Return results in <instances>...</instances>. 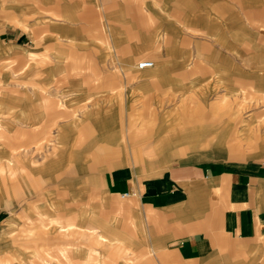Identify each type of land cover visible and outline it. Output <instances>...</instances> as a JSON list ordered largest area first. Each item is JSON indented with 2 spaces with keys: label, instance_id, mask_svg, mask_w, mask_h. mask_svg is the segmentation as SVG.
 <instances>
[{
  "label": "rangeland",
  "instance_id": "374dc122",
  "mask_svg": "<svg viewBox=\"0 0 264 264\" xmlns=\"http://www.w3.org/2000/svg\"><path fill=\"white\" fill-rule=\"evenodd\" d=\"M81 1V23L74 25L76 30L83 36L91 33L100 38L119 33L123 25L128 31L129 46L118 55H105L101 50V54L91 57L76 56V70L89 69V65L92 68L111 62L124 63L139 49L142 40L143 55L136 58L135 64L153 60L144 58L154 50L146 40L154 31L159 14L168 16L169 9L153 8L155 0ZM208 1L203 0L202 7L193 8L199 12L194 15L196 20L205 24L210 13L218 20H240L242 63L240 72H234L239 77L233 81L235 86L223 84L229 73L222 71L194 73L209 87L174 89L167 84H148L149 94L137 103L115 105L111 115L114 129L106 130L118 133L112 136L102 135L98 127L102 124L96 120L110 104L78 98L75 88L55 84L52 78L48 86H41L43 75L27 74L26 61L19 59L14 48L5 43L10 33H2L6 48L0 46V264H76L73 263L76 255L82 261L95 256L97 264H154L152 257L159 255L157 250L126 247L137 237L120 230L127 221L122 216L126 207L123 198L107 197L106 171L122 167L140 176H154L172 163L195 157L243 158L249 150L264 144V0H222L225 2L217 1L215 6H207ZM40 11L36 9L33 14L31 6L26 9L28 24L42 15ZM160 35L163 38L166 34ZM217 39L208 38L206 32H194L190 40L193 49L197 47L199 51L210 47V42L215 47L219 45L216 42L233 43L235 47L238 42ZM97 42L103 44L104 40ZM165 43L161 47L167 49ZM37 58L36 63L40 64V56ZM196 58V55L189 57V64L196 62ZM206 122L217 124L209 137H205ZM172 123L178 136L165 146V151L159 150L157 146ZM226 124L233 128L230 142L237 143V148L221 155L215 150L219 143L211 144L208 138L217 140L219 130ZM195 137L201 143L190 147L189 141ZM51 202L64 207L71 203L79 215L77 225H88L91 229L76 228L80 232L62 233L55 224L49 236L48 227L38 213L50 212ZM49 216L44 215L43 219L48 221ZM105 223L111 227L110 231H99ZM97 233L107 239L101 242ZM223 253L230 260L228 264H264V235L248 245L230 243L220 249L221 262Z\"/></svg>",
  "mask_w": 264,
  "mask_h": 264
},
{
  "label": "crops",
  "instance_id": "0c3cea01",
  "mask_svg": "<svg viewBox=\"0 0 264 264\" xmlns=\"http://www.w3.org/2000/svg\"><path fill=\"white\" fill-rule=\"evenodd\" d=\"M202 1H152L153 8L170 11L168 16L159 14L154 31L146 40L154 47L151 54L144 56L154 60L155 64L150 68L140 69L135 64L136 58L143 55L140 53L141 44H145L142 40L139 49L124 63L111 62L99 67L93 65L92 68L89 65V69L76 70V56L91 57L99 52L101 54V50L105 55H118L129 46L128 31L123 25L119 33L100 38L93 37L91 33L83 36L76 30L74 25L81 18V0H0V46L6 48L2 33L9 32L5 43L14 48L19 59L26 61L24 68L27 74L43 75L39 82L41 86H48L52 78L55 84L75 88L73 90L79 92L76 93L78 98L94 99L101 105L110 104L111 107L105 113L98 114L96 120L102 124L98 126L102 135H117L106 131L109 127L114 129L111 115L116 110L115 105L137 103L139 98L149 94L148 84H167L174 89L206 87V82L199 80L194 73L222 71L229 73L223 84L235 86L233 81L239 77L234 72H240L242 63L240 20H218L210 13V18L203 24L194 17L199 12L193 10L202 7ZM217 1L225 2L209 0L210 5L207 6H215ZM30 6L33 14L36 9H41L42 15H37L28 24L24 14ZM161 32L166 34L163 38ZM194 32H206L207 37L213 40L219 38L238 42L236 47L233 43L216 41L215 44L219 45L215 47L212 46L214 42H210V47L199 51L197 47L193 49L190 40ZM97 40H104V43ZM164 41L167 49L161 47ZM106 48L110 49L105 51ZM193 55L197 56L196 62L189 64L188 58ZM37 56H40V64L36 63ZM195 77L197 79L194 80ZM205 124V137H209L217 124ZM169 129L157 146L159 150L165 151V146L178 136L175 123L170 124ZM232 129L230 124L223 125L216 136L218 141L214 137L208 138L211 144L219 143L215 150L221 155L237 148V143L230 142ZM200 143L199 138L195 137L189 141V146L197 147ZM104 176L107 197L124 199L126 209L122 211V216L127 221L122 223L120 230L130 235L135 233L137 237L131 244L129 238L125 240L129 242L126 247L134 245L152 248L154 252L157 250L159 255L152 257L154 264H161L162 261L167 264H228L230 260L224 253L223 262L218 259L220 249L230 243L248 245L264 235V144L252 148L239 159L200 156L198 159L195 157L172 163L161 174L154 176H140L122 167L106 171ZM49 207L50 212L38 213L42 223L48 227V235L51 229L55 230L51 227L55 224L59 225L56 229L62 233L68 230L73 234L78 233L77 229H91L88 225H77L79 215L77 210L73 211L71 203L64 207L63 204L57 206L51 202ZM44 215H50L48 221L43 219ZM109 229L111 227L105 223L99 231L108 232ZM97 235L101 242L107 239L102 233ZM81 262L97 264L95 256H88L85 261L80 255L74 256L73 263Z\"/></svg>",
  "mask_w": 264,
  "mask_h": 264
},
{
  "label": "built area",
  "instance_id": "2783aa9c",
  "mask_svg": "<svg viewBox=\"0 0 264 264\" xmlns=\"http://www.w3.org/2000/svg\"><path fill=\"white\" fill-rule=\"evenodd\" d=\"M154 61L150 60V59H144L142 61L139 62L138 67L140 69H144V68H150L154 66Z\"/></svg>",
  "mask_w": 264,
  "mask_h": 264
}]
</instances>
